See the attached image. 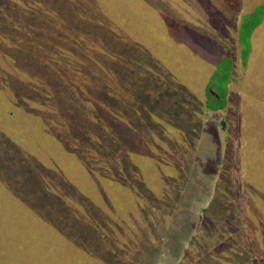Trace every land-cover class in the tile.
I'll return each mask as SVG.
<instances>
[{"label":"rangeland","instance_id":"obj_1","mask_svg":"<svg viewBox=\"0 0 264 264\" xmlns=\"http://www.w3.org/2000/svg\"><path fill=\"white\" fill-rule=\"evenodd\" d=\"M37 1L42 11L32 25L39 27L42 32L40 40L49 49V45L62 42L66 33L74 32L80 39L88 35L87 41L92 40V47L87 48L89 56L95 58L99 55L106 59L101 63L102 67L117 70L115 75L107 71L113 80L117 77L118 88L141 85L147 63L150 64L148 61L155 66L161 63L177 81L171 90L187 87L206 107V93L212 88L218 94L224 93L227 110L206 109L197 114L203 124L197 149L192 157L187 156L186 162L183 160L185 156H180L182 163L178 168L171 164L169 155L164 158L168 164L157 165L159 161L156 159L153 162L160 175L172 177L174 185L170 184L169 190L171 196L176 194V200L172 201L174 197L167 200V204L174 205L170 214L160 209L151 211L153 208L143 210V213L140 211L137 220L140 230L147 228L148 234L149 227V234L153 235L155 226H159L157 239L144 251L137 245L140 239L137 246L127 247L142 236V232L133 238L126 227L122 226V231L118 228L117 221L133 225L132 219L127 218L138 209V200L131 186H119L123 177L115 179L114 168L119 166V160L112 153H104V157L99 154V164L92 168L97 172L91 174L85 171V165L79 159L81 156L74 148L75 142L53 145V140L48 137L46 149L33 143L26 148L24 160H20L21 154L16 155L0 141V264H235L233 261L236 264H264V179L260 175L264 174V67L260 64L263 61L260 54H264V0ZM10 8L4 7L3 14L10 13ZM243 15L248 17L246 26L256 25L251 35L253 42L250 40L252 49L247 45V35L243 36L245 50L249 49L246 65L242 61V46L235 45L234 40H238L233 37L235 31L226 27V19L231 20V24L236 22L233 26L238 27ZM212 18H218V25L232 35L229 37L223 33L226 39L222 37L213 25L216 20ZM58 23L59 30L55 28ZM25 24L24 20L22 25ZM2 27H5L0 33L3 47L8 37H23L31 30L30 27L22 29L24 35L17 36L7 28L8 20L2 21ZM35 32L39 33V30ZM120 35H128L151 54L133 50L132 40H128V52L115 53L114 43V49L107 53L105 38L109 36L119 42L115 37ZM31 37L28 35L27 38ZM23 40L25 47L31 48V44ZM217 42L229 53L233 47L236 60L227 91L214 84L209 87L210 81L211 84L214 82L211 77L219 63L216 64L219 58ZM54 53L64 62L63 54ZM129 55L133 58H126ZM26 56L23 57L26 60L25 73L17 75L30 81L37 59ZM120 62L125 63L124 68ZM221 65L225 68L227 62L221 60L219 68ZM12 66V60L8 58L7 61V57L0 54V68L12 71ZM157 69L153 71L158 73ZM57 70L59 74L68 73L64 67L58 66ZM96 73L97 81L92 76L83 82L87 81V88L94 91L91 97L100 99L99 92L105 87L98 88V85L105 76L100 71ZM129 90H123L122 96L118 97L120 103L135 100ZM126 107L127 103L123 105ZM60 121L67 123L72 119L62 115ZM27 125L25 122V127ZM169 129L170 135L177 137L178 131ZM36 133L29 132L32 136ZM230 137L232 141L235 138L233 156L240 154L251 158L245 163L246 170L239 171L238 181L233 176L234 181L228 183L229 176L227 192L230 195L220 205L216 204V209L210 208L214 197L219 193L223 196L225 192L217 189L221 170L225 168L229 175L236 172L228 171L231 161L227 144ZM3 149L16 156L18 161L14 164L5 161ZM138 158L140 160L141 156ZM244 159L242 157V161ZM186 165H189L187 181L182 178ZM150 166L146 165L147 168ZM107 169L114 170L106 173ZM102 171L105 173L100 174ZM143 177L147 178L144 181L148 183L147 187L151 185L157 190V186L150 183L148 174L143 173ZM253 184L258 185L254 194L251 191ZM115 188L121 189L120 197L115 195ZM250 194L259 197L250 198L245 210L244 196L248 198ZM240 203L241 210L238 209ZM211 213L216 214V218H211ZM220 213L235 217L229 216L228 221L219 222L217 214ZM244 217L246 222L243 224ZM196 233L198 238L194 240ZM233 241L237 242L236 249L231 246Z\"/></svg>","mask_w":264,"mask_h":264},{"label":"trees","instance_id":"obj_2","mask_svg":"<svg viewBox=\"0 0 264 264\" xmlns=\"http://www.w3.org/2000/svg\"><path fill=\"white\" fill-rule=\"evenodd\" d=\"M37 2V0H0V33H3V29L5 28L2 27L3 20H8L7 28H10L17 36L24 35L22 29H26L27 27L31 29L23 37H8L4 47L0 43V54L7 57V61L10 58L13 62L12 71L6 70L4 67L0 68V141L7 144L9 146L7 149H11L16 155L19 156L21 154L20 160H24L26 148H30L33 143L39 144V146H43L46 149V138L48 137L53 140V145L61 143L73 144L75 142L74 148H76L81 157L78 154L77 156L82 161V164L85 165V171L91 174L97 172L92 169L95 164H99L100 159L97 156L100 154V156L104 157V153L108 154L109 152V155L112 153L114 158L119 160V166L114 168L116 169L115 179L123 177L119 186H131L130 188L134 190L135 197L138 200V209H134L132 217L128 214L130 217L127 218L128 220L132 219L133 225L128 226L117 221L119 223L118 228L122 231V226L126 227L132 233L133 238L139 232L143 233L137 240L135 239L134 243L127 244V247L133 248L140 239L141 242L137 245H140L143 251L145 248L149 249L147 245H151L157 239L159 226H155L153 235L149 234L150 228L148 227L147 234V228L142 231L137 225L139 215L141 212L143 213V210H147L148 208H153L151 211L160 209V211L170 214L174 205L167 204V200L170 197H174L172 199L173 202L176 200V194L171 196L169 190V185H174V182L171 180L172 177L168 176V174L160 175L153 166V162L158 160L157 165L168 164L169 161H166L164 158L169 155L171 164L178 168L180 163H182L179 160L180 156H185L183 159L185 162L187 161V156L192 157L193 152L197 149L200 130L203 126L201 118L200 116L197 117V114L205 112L206 109L216 111L227 110L226 97L224 93L218 94L217 92L215 93L214 89L210 90L208 94L206 93L208 98L205 101V107L198 97L187 87L177 91L171 90V86L177 81L161 63L156 65V67L151 61H148L151 65L147 63V72L143 75L141 85H126L118 88L117 77L113 80V77L107 71H112V69H106L105 65L101 66V63L106 59L103 60L99 55L95 58L89 56L87 48L92 47V40L90 42L87 41L88 35L80 39L74 32L72 34L66 33L62 42H53V46L49 45L51 49L42 43L40 40L42 32L39 27L34 28L32 25V21L34 22L36 16L42 11L39 9ZM4 7L8 10L12 7V9L10 8V13L3 14ZM47 14L46 16H48ZM212 19L216 20V22H213V25H215V29H218L217 32L222 37L226 39L225 35L229 37L232 35V33H228L223 27L218 25V18ZM245 19L242 21L239 35H237L238 27L233 26L236 22L231 24V20L226 19V27L227 29L230 27L231 30L233 28L232 31H235L233 37L234 39L238 38V40H234L235 45H238L239 48L241 46L244 47L242 50V61L246 65L249 55L248 50L252 49L251 35L256 25L246 26ZM24 20L26 24L22 25ZM258 24L259 22H257ZM52 25H54V21H52ZM55 28H59V23L57 27L55 25ZM36 29L39 30V33L35 32ZM86 33L89 34L88 30ZM245 34L249 41L247 44L249 45L248 50H245L247 48L243 39ZM28 35L33 37L27 38ZM23 38L26 39L25 42L31 44V48L27 49L25 47ZM116 38L119 39L117 40L119 42L111 40L109 36L105 38L104 45L106 44L107 53L114 49V43L116 46L115 53L128 52L127 49H130L128 40H132L133 50L142 51L146 55L151 54L143 45L137 43V41H133L128 35H120V37H115V40ZM232 48L229 53L225 47L217 42L219 58L216 60V64L222 60L226 61L227 65L225 68H222V65L219 68L218 63V68L215 73L213 72L214 76L211 77L212 79L214 78V82L211 84L210 81V88L213 84L216 87L218 86V88L220 87L219 89L225 87V91L229 88L231 70L235 61ZM39 49L41 50L40 52ZM55 51H57V55L63 54L64 62L54 55ZM18 55H20V58ZM24 55L25 58L28 55L37 59L33 64V68H35L31 73L32 79L30 81H25L17 75V73H25L26 68L24 63L26 60L23 58ZM126 58L132 59L133 56L129 55ZM121 64V67L124 68L125 63L122 62ZM49 65L50 68H48ZM58 66L64 67L68 73L59 74L57 70ZM153 69H157L158 73L153 71ZM96 71H100L105 76L104 81L101 80V83L98 85V88L100 86L105 87L104 91L99 92L100 99L92 98L91 94L94 91L87 88V81L83 82L87 77L90 79L92 76L97 81L98 76ZM116 71H112L114 75ZM128 88H131V90ZM123 90H129V95H133L135 98V100L125 101L127 103L126 108H123V105H126V103L124 104L123 101L120 103L118 100V97L122 96ZM134 101L138 102L134 103ZM62 115L69 120L72 119V121L67 123L61 122L60 118ZM25 122L28 124L26 127ZM169 128L178 131L177 137L170 135ZM30 130L37 133L32 136L29 134ZM67 137L68 139H65ZM234 142L235 138L232 141V137H230L227 144L228 156L231 161L230 165H228V171L232 169L236 172L235 174L232 172V175H229L224 171L225 168L221 170L217 189H223L226 193L223 192V196L221 193L216 195L214 203L211 204L210 208L216 209V204L220 205L221 201L228 196L227 189L229 185L227 182L229 176L228 183L234 181L233 176L235 177V181H238L239 171L244 172L246 170L245 163H248L251 158L246 155L241 156L240 154L233 156ZM246 147L247 144H245ZM7 149L6 151L3 149V159L14 164L18 161V158L9 155ZM37 155L42 154L38 153ZM138 155L141 156L140 160ZM242 157L245 158L243 161ZM34 160L37 159L34 158ZM76 160L78 163V158ZM146 165L151 166L147 168ZM189 165L185 166L182 173V178H185L186 181L187 173L189 174ZM114 169H107L106 173ZM103 173L105 172L102 171L100 174ZM143 173L150 176V183L152 186L156 185L157 190L151 188V185L147 187L148 183L144 182L147 178L143 177ZM260 175L264 179V174ZM249 183L250 185L252 184L250 181ZM185 184L182 186L183 188ZM237 185L240 186V183H237ZM253 186L251 191L254 194L258 185L253 184ZM115 190V195L117 194L120 197L121 189L115 188ZM247 197L244 196L243 200L245 210H247L246 205L249 203L248 200L259 196L250 194ZM242 207L240 203L238 209L241 210ZM229 209L231 208L229 207ZM209 210L211 212V209ZM210 215L213 216L211 218H216V214L211 213ZM217 215L219 222L228 221L229 216L235 217V215L225 213ZM218 218L217 220L215 219L216 222H218ZM244 222H246V217H244L243 224ZM198 233L194 235V240H197ZM192 244H194V241ZM231 246L234 247L233 249H236L237 242L233 241ZM127 247L125 248L127 249ZM233 263L236 264L234 261Z\"/></svg>","mask_w":264,"mask_h":264},{"label":"crops","instance_id":"obj_3","mask_svg":"<svg viewBox=\"0 0 264 264\" xmlns=\"http://www.w3.org/2000/svg\"><path fill=\"white\" fill-rule=\"evenodd\" d=\"M250 14H255V13H253V12H251ZM246 18V16L245 15H243V17H241V21H240V23H239V26H238V35L240 34V29H241V24H242V21L244 20ZM252 38H253V36H252ZM252 42H253V39H252ZM253 47V46H252ZM242 48L244 49V47L242 46ZM256 48V47H255ZM263 51H264V48H263ZM260 56H261V58H263V61H261V67H264V54H260ZM235 65H236V60L234 61V66H233V69L235 68ZM233 69L231 70V74H232V71H233ZM231 78V77H230ZM231 83V82H230ZM229 86V85H228ZM215 93H216V91H215Z\"/></svg>","mask_w":264,"mask_h":264},{"label":"flooded vegetation","instance_id":"obj_4","mask_svg":"<svg viewBox=\"0 0 264 264\" xmlns=\"http://www.w3.org/2000/svg\"><path fill=\"white\" fill-rule=\"evenodd\" d=\"M241 21V20H240ZM211 90H213L212 88H211ZM218 95V94H217ZM219 96V95H218Z\"/></svg>","mask_w":264,"mask_h":264}]
</instances>
